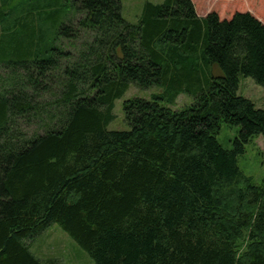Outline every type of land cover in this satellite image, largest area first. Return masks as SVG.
<instances>
[{"label": "trees", "instance_id": "trees-1", "mask_svg": "<svg viewBox=\"0 0 264 264\" xmlns=\"http://www.w3.org/2000/svg\"><path fill=\"white\" fill-rule=\"evenodd\" d=\"M122 10L0 0V264H55L32 250L53 223L96 264H264V180L239 166L264 108L238 93L264 86V0ZM132 83L158 91L111 130Z\"/></svg>", "mask_w": 264, "mask_h": 264}, {"label": "rangeland", "instance_id": "rangeland-1", "mask_svg": "<svg viewBox=\"0 0 264 264\" xmlns=\"http://www.w3.org/2000/svg\"><path fill=\"white\" fill-rule=\"evenodd\" d=\"M146 1L161 2L163 0H121L123 5V16L132 23H137L142 13ZM215 73V72H214ZM158 88H140L132 83L123 97L115 101L114 114L115 119L108 125L111 130H125L129 124L125 120L123 111L124 100L131 97H142L149 99L153 92ZM238 93L249 98L256 107L264 108V86L255 82L252 77L240 78ZM195 101V95L181 93L175 104L171 105L178 109L184 105H190ZM239 127L222 124L218 138L220 142L231 147V140L238 134ZM239 166L248 176H251L255 182L264 180V137L259 135L246 145V152L239 157ZM33 252L41 259L51 261L55 264H96L78 242H76L68 232L59 224H51L33 243Z\"/></svg>", "mask_w": 264, "mask_h": 264}]
</instances>
